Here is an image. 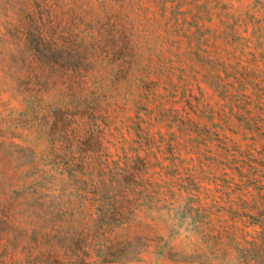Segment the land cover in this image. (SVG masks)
Instances as JSON below:
<instances>
[{"label":"rangeland","instance_id":"rangeland-1","mask_svg":"<svg viewBox=\"0 0 264 264\" xmlns=\"http://www.w3.org/2000/svg\"><path fill=\"white\" fill-rule=\"evenodd\" d=\"M0 264H264V0H0Z\"/></svg>","mask_w":264,"mask_h":264}]
</instances>
